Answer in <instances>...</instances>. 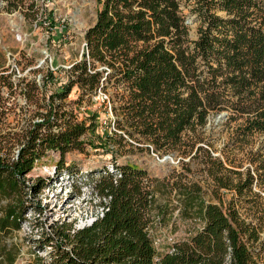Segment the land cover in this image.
Instances as JSON below:
<instances>
[{"label":"trees","instance_id":"1","mask_svg":"<svg viewBox=\"0 0 264 264\" xmlns=\"http://www.w3.org/2000/svg\"><path fill=\"white\" fill-rule=\"evenodd\" d=\"M7 1L15 8L24 5V0ZM99 3L96 22L85 34L83 59L73 65L52 102L65 101L74 87L82 99L100 89L107 92L113 114L107 138L117 151L129 147L193 160L204 150L199 145L209 117L220 112L243 121L235 143L257 136L261 144L248 151L252 167L244 171L208 153L215 196L225 189L232 197L225 206L221 198L219 204L204 201L198 185L180 188L182 217L203 224L164 253L151 237L156 192L150 174L117 162L111 170L88 174L101 212L83 228L52 226L53 236L48 234L40 247L46 255L36 256L34 264H264L261 231L237 208L249 194L264 201V0ZM183 3L196 17V39L190 37ZM2 102L0 95V109ZM61 107L37 115L16 158L0 157V264L16 263L20 249L9 237L22 229L30 208L40 213L28 205L24 183L36 162L56 152L61 164L55 181L70 178L74 174L63 164L66 154L83 152L87 133L100 125L96 111L80 120ZM4 115L0 111V123ZM46 187L42 181L39 189Z\"/></svg>","mask_w":264,"mask_h":264},{"label":"rangeland","instance_id":"2","mask_svg":"<svg viewBox=\"0 0 264 264\" xmlns=\"http://www.w3.org/2000/svg\"><path fill=\"white\" fill-rule=\"evenodd\" d=\"M182 8L194 20L190 37L196 39V17L191 15L190 5L183 3ZM99 9V0H24V5L18 8L7 0H0V95L5 102L0 109L5 114L0 123V157L19 155L26 144L27 131L38 120L37 115L47 113L50 106H62L63 111L74 112L80 120L88 119L95 111L100 114L96 132L90 130L86 135L84 151H72L64 158L63 164L73 176L66 175L55 181L56 165L61 164V158L51 151L36 162L25 179L28 205L38 207L40 213L30 208L22 229L9 237V243L20 249L15 264H34L36 256L46 255L40 247L48 234L53 236L52 226L67 224L79 229L92 223L101 208L98 197L92 193L88 174L104 168L111 170L115 162L145 169L155 180L156 204L149 225L157 251L164 253L203 224L182 217L180 207L184 199L180 188L186 185L192 189L198 185L204 201L219 204L221 198L225 206L232 197L225 189L215 196L208 174V153L219 157L225 166L230 167L233 161L236 170L244 171L252 167L248 151L261 144L257 136L235 143L243 121L232 120L228 114L215 122L223 113L220 112L209 117L208 127L203 130L204 142L199 145L204 150L193 160L178 154L166 155L170 159L165 160V156L160 157L151 150L129 147L117 151L107 138L113 131L111 105L95 104L94 95L82 99L77 87L65 101L52 102V95L68 83L73 65L83 59L85 34L95 24ZM42 181L47 182V187L41 191ZM195 190L199 192L198 188ZM253 191L258 192L256 188ZM237 198L236 195L234 199ZM237 208L243 218L260 229L264 241V201L249 194L238 200Z\"/></svg>","mask_w":264,"mask_h":264},{"label":"built area","instance_id":"3","mask_svg":"<svg viewBox=\"0 0 264 264\" xmlns=\"http://www.w3.org/2000/svg\"><path fill=\"white\" fill-rule=\"evenodd\" d=\"M94 103L98 104L99 106L102 105H110V100L109 96L103 92V90H99L95 95H94Z\"/></svg>","mask_w":264,"mask_h":264},{"label":"water","instance_id":"4","mask_svg":"<svg viewBox=\"0 0 264 264\" xmlns=\"http://www.w3.org/2000/svg\"><path fill=\"white\" fill-rule=\"evenodd\" d=\"M187 24H189V25H193V24H194V20H193V18H189L188 21H187ZM227 115H228L227 112H223V113L219 114V115L216 117L215 122H219V121H221L222 119L226 118ZM207 127H208V125H207ZM167 159H170V156H165V160H167Z\"/></svg>","mask_w":264,"mask_h":264}]
</instances>
